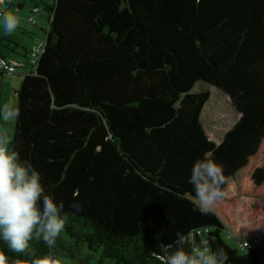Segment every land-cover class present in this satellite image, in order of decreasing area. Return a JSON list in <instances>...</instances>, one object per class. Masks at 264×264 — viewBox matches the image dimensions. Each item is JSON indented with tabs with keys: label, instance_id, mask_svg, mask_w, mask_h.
<instances>
[{
	"label": "trees",
	"instance_id": "16d2710c",
	"mask_svg": "<svg viewBox=\"0 0 264 264\" xmlns=\"http://www.w3.org/2000/svg\"><path fill=\"white\" fill-rule=\"evenodd\" d=\"M45 8L49 25L37 36L45 50L16 92L11 141L66 212L82 205L52 252L60 259L87 248L96 260L84 264H162L153 252L179 232L188 244L223 247L226 264H258L256 251L229 246L221 233L264 237V0H54ZM9 47L0 40V58ZM199 83L225 92L240 113L220 143L203 126L210 93L194 90ZM205 154L227 179L208 216L193 210L188 183ZM0 251L29 264L2 240ZM48 252L32 242V258Z\"/></svg>",
	"mask_w": 264,
	"mask_h": 264
},
{
	"label": "clouds",
	"instance_id": "9594fccd",
	"mask_svg": "<svg viewBox=\"0 0 264 264\" xmlns=\"http://www.w3.org/2000/svg\"><path fill=\"white\" fill-rule=\"evenodd\" d=\"M11 0H0V28L5 34L13 33L20 18L12 11ZM19 111L5 106L0 116L7 121L18 117ZM188 183L192 185L193 210L203 216L215 214L219 201L225 198L227 179L222 163L205 154L194 162ZM65 211L63 200L57 202L47 192L42 173L31 160L22 159L12 147L6 132L0 131V240L8 252L29 257V264H62L52 252L69 219L83 211L79 202L69 205ZM42 242L48 249L43 257L32 258L31 244ZM153 255L162 264H226L229 257L223 247H210L206 239L188 244L182 233L176 234L174 245L160 243ZM171 250L170 249H173ZM0 264H21L0 251Z\"/></svg>",
	"mask_w": 264,
	"mask_h": 264
},
{
	"label": "rangeland",
	"instance_id": "374dc122",
	"mask_svg": "<svg viewBox=\"0 0 264 264\" xmlns=\"http://www.w3.org/2000/svg\"><path fill=\"white\" fill-rule=\"evenodd\" d=\"M15 4L12 11L20 18V24L18 28L11 34H5L3 29L0 28V40L3 41L4 44H10L11 47L7 49V51L12 52L13 46L18 45L19 53L26 55L24 50L25 46H29L31 42L38 39V37L43 36L45 34L44 30L48 28L49 22L47 21V11H43L38 21L39 24L36 26L35 24H31L27 21V17L30 13V10L35 6L36 3H39L44 8L48 4H52L54 0H12ZM18 4H23V6L18 8ZM46 9V8H45ZM42 26V27H41ZM43 28V29H42ZM39 35L38 37H34V35ZM4 38V39H2ZM23 46V47H22ZM18 57V55H15ZM21 59V57H18ZM27 60V58H26ZM28 61V60H27ZM29 69L32 70L30 67ZM21 70L15 74L13 77L3 76L0 81V89L3 91L2 104L4 109L5 106H8L10 109L17 110L18 105V97L16 92L20 88L22 83V79L24 75ZM20 78V80L18 79ZM196 91H209L210 99L204 106L202 111L201 120L205 131L208 137L217 143H220L224 138L225 133L234 126V124L239 120L240 113L236 110L235 106L232 104V101L225 92L217 89L215 86L209 84H201L199 83L195 89ZM16 123V117L10 120L5 121L2 119L0 122V131L6 132L10 138L12 139V135L14 132V127ZM223 240L233 248H239L238 240L235 239L228 230H225L221 233ZM264 245V241L263 244ZM88 249L85 248V251L77 253L76 256L71 257L66 254L60 255V260L62 264H84V262L88 261L89 263L95 262L94 256H88Z\"/></svg>",
	"mask_w": 264,
	"mask_h": 264
},
{
	"label": "built area",
	"instance_id": "2783aa9c",
	"mask_svg": "<svg viewBox=\"0 0 264 264\" xmlns=\"http://www.w3.org/2000/svg\"><path fill=\"white\" fill-rule=\"evenodd\" d=\"M44 7L41 6L40 4L35 5L28 17L27 21L31 24H37L38 18L43 12ZM46 42L44 38H39L37 39L34 44L31 47V52H30V63L31 65L36 68L42 55L45 50ZM24 66L21 65L18 62L12 61L8 59L6 56H3L0 58V72L6 73L8 75H13L14 73L17 72L18 68H23ZM208 231V228L205 229ZM199 233H202L199 231ZM264 237L260 238H254V239H246V238H240L238 239V245L239 248L237 249L241 251H248L253 249L258 253V264H264V245L263 244Z\"/></svg>",
	"mask_w": 264,
	"mask_h": 264
},
{
	"label": "crops",
	"instance_id": "0c3cea01",
	"mask_svg": "<svg viewBox=\"0 0 264 264\" xmlns=\"http://www.w3.org/2000/svg\"><path fill=\"white\" fill-rule=\"evenodd\" d=\"M37 4H39V3H36L35 5H37ZM20 5V6H19ZM23 6V4H18V8H20L21 9V7ZM12 8H14V7H12ZM31 11V10H30ZM42 14H44L43 12L41 13V15ZM40 15V16H41ZM39 16V17H40ZM39 19V18H38ZM38 25H40L39 24V21L37 22V24H36V26H38ZM42 27V26H41ZM43 29V28H42ZM44 30V29H43ZM34 35V37H37L38 36V34L37 35H35V34H33ZM3 42V41H2ZM32 44H33V42H31V44L29 45V46H25L24 47V50H25V52H26V55H23V54H21V53H19V49H18V45H15V46H13L12 48H13V51L12 52H6V51H4L3 52V55L4 56H6L8 59H10V60H12V61H15V62H18V63H20L21 65H23L24 67L23 68H18V70H17V72L16 73H14L13 75H7V74H2L1 72H0V81H1V79H2V77L3 76H9V77H13L15 74H17L20 70H21V72H28V71H31V69H29L31 66H30V63H29V54H30V48H31V46H32ZM7 45H9L10 47H11V45L10 44H8L7 43ZM23 47V46H22ZM15 55H18V57H21V59L20 58H18V57H16ZM26 58H27V60H26ZM22 74H24V73H22ZM19 80H20V78H18ZM23 80V79H22ZM2 98H3V91L0 89V111H2V108H3V104H2ZM0 118L1 119H3L2 118V116H0Z\"/></svg>",
	"mask_w": 264,
	"mask_h": 264
},
{
	"label": "water",
	"instance_id": "95a60500",
	"mask_svg": "<svg viewBox=\"0 0 264 264\" xmlns=\"http://www.w3.org/2000/svg\"><path fill=\"white\" fill-rule=\"evenodd\" d=\"M230 97V96H229ZM230 99H231V97H230Z\"/></svg>",
	"mask_w": 264,
	"mask_h": 264
}]
</instances>
